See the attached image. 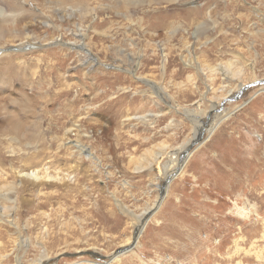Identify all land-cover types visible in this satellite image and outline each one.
<instances>
[{
	"label": "rangeland",
	"instance_id": "1",
	"mask_svg": "<svg viewBox=\"0 0 264 264\" xmlns=\"http://www.w3.org/2000/svg\"><path fill=\"white\" fill-rule=\"evenodd\" d=\"M20 1L0 15V264H264V0ZM45 168L70 180L20 178Z\"/></svg>",
	"mask_w": 264,
	"mask_h": 264
},
{
	"label": "bare ground",
	"instance_id": "2",
	"mask_svg": "<svg viewBox=\"0 0 264 264\" xmlns=\"http://www.w3.org/2000/svg\"><path fill=\"white\" fill-rule=\"evenodd\" d=\"M66 1V0H65ZM68 1V0H67ZM0 2H2L4 5H0V15L2 16V14L5 12V10L7 9H10V11H12V12H23L24 13V10L22 9V5H21V1L20 0H0ZM70 9V8H69ZM112 9V8H111ZM85 10H86V13H92L93 12V9H90V8H85ZM74 11V10H73ZM80 11V10H79ZM78 13V12H77ZM190 13H192L191 11H188L187 12V14H190ZM24 15V14H23ZM191 15V14H190ZM44 24H46V23H44ZM7 32V31H6ZM5 29H0V37H2L5 33ZM0 40H1V38H0ZM83 49V48H82ZM209 70H210V72H212V71H214V73H216V72H218V70H215V69H213V68H209ZM232 70V69H231ZM230 70V68L229 67H224L223 68V71H221L222 72V74H224L225 75V79H232V78H237L238 80L240 79V75H241V71H235V72H232ZM227 75V76H226ZM142 80V79H141ZM147 83V82H146ZM243 86V83H238L237 84V88H241ZM151 87H153V86H151ZM157 87V86H156ZM245 87V86H244ZM239 90V89H238ZM157 91H161L160 90V88H158V90ZM156 91V92H157ZM262 91H264V88H261V89H259L257 92H262ZM231 92L232 91H229L228 92V94H231ZM257 92H255V94L251 97V99H249L250 101H252L254 98H255V96L256 95H258V93ZM31 101V100H30ZM33 103V102H32ZM242 107H244V105L242 106ZM31 114V113H30ZM29 114V115H30ZM228 113L227 114H222L221 115V117H220V119L218 120V122L217 123H214V124H212L211 126H210V128L208 129V135L207 136H211L215 131H216V129H217V127H219L218 125L220 124V123H222L223 122V120H225L227 117H228ZM198 127L196 128L197 130H200L201 129V121H199V123H198ZM17 127V126H16ZM200 127V128H199ZM199 133V132H198ZM203 132L201 131L200 132V134H202ZM199 134V135H200ZM195 137V136H194ZM208 138V137H207ZM194 139H196V137L194 138ZM205 140V139H204ZM196 141H197V139H196ZM206 142V140L204 141V142H202V143H200V145L197 147V148H195L194 149V151H192L191 153H189L187 156H185V158H184V160L182 161L181 160V165H178L177 166V171H179V175L182 173V170L184 169V167L186 166V164H187V162H188V160L191 158V156L196 152V150H198L200 147H202L203 145H204V143ZM190 143V141L189 142H187V143H185L183 146H182V148L177 152V154L178 153H180V151H183L184 149H186V147H187V145ZM191 145L192 144H190V146H188V147H191ZM74 148H76V150H78L79 152H83V146H81V145H74ZM190 148H188V150H189ZM162 156V154L161 153H157L156 155H154V156H152L151 158H152V161L150 162V166H153L156 162H157V160L160 158ZM176 162H175V160H174V162H172L171 163V166H168V167H165V169L163 170V175L165 176V175H167L168 176V174H167V172L169 171V170H171V168H173V166H175L176 164H175ZM52 174V173H51ZM50 173H48V168H45V172L44 173H41V171H38V170H34V171H31V172H28V173H26V174H19L18 173V175H20V178H24V179H28V180H31V181H34V182H43V183H47V182H59V183H62V182H67L68 181V179L70 178L69 176H70V174L67 172L66 174H53V175H51ZM171 179H173V177L172 176H170L169 178H167L166 180H165V182H164V184L166 185V187L167 186H169V184H170V182H171ZM70 180V179H69ZM168 190V189H167ZM166 196V195H165ZM165 198V197H164ZM159 207V206H158ZM147 212V211H146ZM139 222H141V219L139 218L138 219V223H137V225L136 226H138L139 225ZM142 231V230H141ZM137 232V231H136ZM140 234H141V232H140ZM140 236V235H139ZM21 238V237H20ZM125 245H129V242L127 243V244H125ZM124 245V246H125ZM1 253V255H2V251L0 252ZM125 254V253H124ZM0 255V256H1ZM123 255V254H122ZM119 256H121V255H119ZM119 256H114V257H112V259L110 260V261H112V260H115V259H117ZM1 258V260H2V258L3 257H0ZM0 260V261H1ZM43 259H40V260H38V261H36V262H34V264H43ZM93 264V263H92Z\"/></svg>",
	"mask_w": 264,
	"mask_h": 264
},
{
	"label": "water",
	"instance_id": "3",
	"mask_svg": "<svg viewBox=\"0 0 264 264\" xmlns=\"http://www.w3.org/2000/svg\"><path fill=\"white\" fill-rule=\"evenodd\" d=\"M202 134H203V133H202ZM202 134H200L199 138H197V141H201V139H202ZM197 141H196V142H197ZM196 144H197V143H196ZM192 145H193V144H192ZM163 190H164V191L166 190V185H165V184H163L162 187H161V190H160V192H161V196L163 195ZM136 231H137V230H135V232H134V235H133V238H132V243L130 244V246H127V247H125V248H122V249L118 250L117 252H115L114 256L122 255V254H124V253L129 252L130 250H132V249L134 248V246H135V244H136V241H137V239H138V233H137Z\"/></svg>",
	"mask_w": 264,
	"mask_h": 264
}]
</instances>
